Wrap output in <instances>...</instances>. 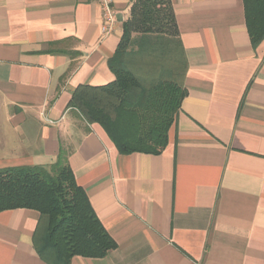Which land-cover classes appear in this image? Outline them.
Listing matches in <instances>:
<instances>
[{"label":"crops","instance_id":"crops-1","mask_svg":"<svg viewBox=\"0 0 264 264\" xmlns=\"http://www.w3.org/2000/svg\"><path fill=\"white\" fill-rule=\"evenodd\" d=\"M136 0H0V169L50 167L63 153L117 246L70 264H264V40L243 0H171L187 95L160 154H122L70 106L107 85ZM35 209L0 212V264H48Z\"/></svg>","mask_w":264,"mask_h":264},{"label":"trees","instance_id":"trees-1","mask_svg":"<svg viewBox=\"0 0 264 264\" xmlns=\"http://www.w3.org/2000/svg\"><path fill=\"white\" fill-rule=\"evenodd\" d=\"M251 43L264 40V0H243ZM110 68L113 82L83 84L70 106L99 123L122 154H160L187 95L184 48L171 0H136ZM35 209L38 255L48 264H70L76 255L105 257L117 244L78 184L67 157L50 167L0 169V212Z\"/></svg>","mask_w":264,"mask_h":264},{"label":"built area","instance_id":"built-area-1","mask_svg":"<svg viewBox=\"0 0 264 264\" xmlns=\"http://www.w3.org/2000/svg\"><path fill=\"white\" fill-rule=\"evenodd\" d=\"M101 9H102V32L109 33L111 32L115 25L118 22L117 13L114 9V0H97Z\"/></svg>","mask_w":264,"mask_h":264}]
</instances>
